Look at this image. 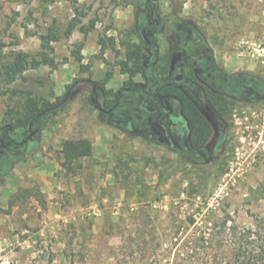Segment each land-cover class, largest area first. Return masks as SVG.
Wrapping results in <instances>:
<instances>
[{"label": "rangeland", "instance_id": "1", "mask_svg": "<svg viewBox=\"0 0 264 264\" xmlns=\"http://www.w3.org/2000/svg\"><path fill=\"white\" fill-rule=\"evenodd\" d=\"M148 2L156 63L143 31ZM130 43L161 82L176 55L247 83L178 71L198 86L174 85L209 120L204 145L171 129L164 111L181 115L173 97L128 89L144 81L117 66ZM19 51L27 69L8 82L3 65ZM118 91L114 112L95 107H112ZM30 99L39 102L35 119ZM0 136V264L264 257V0H0ZM78 138L93 153L67 167L61 141Z\"/></svg>", "mask_w": 264, "mask_h": 264}, {"label": "trees", "instance_id": "2", "mask_svg": "<svg viewBox=\"0 0 264 264\" xmlns=\"http://www.w3.org/2000/svg\"><path fill=\"white\" fill-rule=\"evenodd\" d=\"M153 6L152 2H148L146 16L149 20L148 26L146 28L145 33L148 35L147 45L153 49L154 62L156 63L160 59L159 47L157 41L155 39V33L158 32L157 23L153 15ZM77 27L76 20L73 18L69 23L66 34L69 35L72 31ZM80 30L86 34L88 29L80 28ZM42 46L44 47L46 44L44 43L45 36H42ZM52 39H56L54 36ZM101 45V53H104L106 50L107 44L105 42H99ZM81 57H79L80 59ZM43 61L52 63L49 58L44 56ZM119 66V71L121 74L128 76V81L132 82L133 78L136 75H140L145 84L144 91L148 94H157L165 97H173L181 107V115L185 120V123L189 127L190 132V142L193 147H200L204 145L210 138L212 133V127L207 119L198 107L194 104V102L180 89L175 86L170 85L168 82H161V80L157 76H151L148 72L149 68L152 64L145 65V58L143 56V52L141 50L140 45L130 43L125 46V58L120 60L117 64ZM201 67L205 69V66L201 64ZM27 69V56L24 52H17L10 62H7L3 65L2 73L5 76L6 81L13 82L17 77L21 76L24 71ZM164 73L168 74V69L165 68ZM215 77H223L227 81L232 80L233 78H238L243 85H247V83L240 78V75L237 76H226L222 74H217ZM134 84V82H133ZM135 85H140L139 83H135ZM152 87H154L152 89ZM117 98H119L118 92L116 93ZM90 99H93L92 94L90 95ZM38 100L30 99L27 104V110H30L27 118L35 119L38 116L35 115L36 107L38 105ZM95 107L99 109V104L97 101H93ZM46 105L40 108V111L46 110ZM24 121L20 122V125H23ZM31 130L33 129L32 124H30ZM61 154L64 160V164L67 167H72L76 161L80 158L89 157L93 153V144L87 138H78V139H64L61 141ZM261 261V262H260ZM243 264H264V257L257 256H249Z\"/></svg>", "mask_w": 264, "mask_h": 264}, {"label": "flooded vegetation", "instance_id": "3", "mask_svg": "<svg viewBox=\"0 0 264 264\" xmlns=\"http://www.w3.org/2000/svg\"><path fill=\"white\" fill-rule=\"evenodd\" d=\"M148 23H149V20L147 19L146 28L148 26ZM156 23H157V21H156ZM146 28L143 29L144 32L146 31ZM201 64H203L205 66V69H203L201 67ZM183 68H187L189 70H192L197 75L207 74L209 76H213L214 78H223V77H215L217 74H222V73L214 74L213 71L209 68V66H207L203 62H197L195 60L193 61V60H188V59H183V58H177V56L174 55L172 57L171 65H170L169 70H168V81L167 82L170 85L174 86V85L186 82V83H189L191 86L198 87L192 80H190V78H186V77H184L182 74H180L178 72V71H180ZM223 79H225V78H223ZM143 82H134V84L135 83L136 84L139 83L140 85H135L134 86V84H133V86L129 87L128 89H134L135 87H140L144 91L145 84H143ZM118 94H119V98H120L121 92L118 91ZM149 95H156V94H149ZM200 97H201V95H200ZM119 98H117V96L114 97V104H113L112 107H110L108 109H104L101 106H99L98 110L100 112L110 113L111 114L112 111H113V107H116L117 104L119 103ZM164 114H165V116H167L169 122L171 123V129H175L177 132H179V134H182V135H186L187 134L190 137L189 127L185 123V120L183 119L182 115H178V116L170 115V116H168V111H164ZM158 129L160 131H162L163 133H165L163 127H158ZM5 133H6L7 136L9 135L8 131H6ZM218 140L220 141V143L225 140V137H224V135L221 132L219 133ZM218 140H217V142H218ZM2 145H3V138L0 136V147Z\"/></svg>", "mask_w": 264, "mask_h": 264}, {"label": "built area", "instance_id": "4", "mask_svg": "<svg viewBox=\"0 0 264 264\" xmlns=\"http://www.w3.org/2000/svg\"><path fill=\"white\" fill-rule=\"evenodd\" d=\"M250 47H252V50H254L255 53H257L258 55H262L263 49L260 48L259 45H256V43H254V44H251ZM253 55H255V54H253Z\"/></svg>", "mask_w": 264, "mask_h": 264}, {"label": "crops", "instance_id": "5", "mask_svg": "<svg viewBox=\"0 0 264 264\" xmlns=\"http://www.w3.org/2000/svg\"><path fill=\"white\" fill-rule=\"evenodd\" d=\"M121 98H122V97H121ZM122 100H123V98H122ZM120 105H121V103L119 102V103L117 104V108H118ZM114 111H115V110H113L112 112H114ZM131 111H132V110H130V111H124V112H125V113H126V112L129 113V112H131Z\"/></svg>", "mask_w": 264, "mask_h": 264}, {"label": "water", "instance_id": "6", "mask_svg": "<svg viewBox=\"0 0 264 264\" xmlns=\"http://www.w3.org/2000/svg\"><path fill=\"white\" fill-rule=\"evenodd\" d=\"M220 141L218 140L217 145H219ZM217 147V146H216Z\"/></svg>", "mask_w": 264, "mask_h": 264}]
</instances>
